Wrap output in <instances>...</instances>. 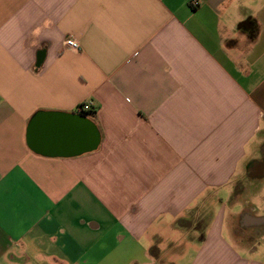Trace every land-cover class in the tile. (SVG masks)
<instances>
[{
  "label": "crops",
  "instance_id": "0c3cea01",
  "mask_svg": "<svg viewBox=\"0 0 264 264\" xmlns=\"http://www.w3.org/2000/svg\"><path fill=\"white\" fill-rule=\"evenodd\" d=\"M83 106L95 150L28 147ZM170 255L264 264V0H0V264Z\"/></svg>",
  "mask_w": 264,
  "mask_h": 264
},
{
  "label": "water",
  "instance_id": "95a60500",
  "mask_svg": "<svg viewBox=\"0 0 264 264\" xmlns=\"http://www.w3.org/2000/svg\"><path fill=\"white\" fill-rule=\"evenodd\" d=\"M240 26L250 28L248 20ZM27 144L47 157H72L95 150L100 143L97 125L80 112L37 111L27 125Z\"/></svg>",
  "mask_w": 264,
  "mask_h": 264
},
{
  "label": "built area",
  "instance_id": "2783aa9c",
  "mask_svg": "<svg viewBox=\"0 0 264 264\" xmlns=\"http://www.w3.org/2000/svg\"><path fill=\"white\" fill-rule=\"evenodd\" d=\"M190 4L193 7H196L198 5V0H190ZM64 45L67 48L73 49V50H78L80 48L79 42L75 38H72V37L65 38ZM83 108L87 109V106H83Z\"/></svg>",
  "mask_w": 264,
  "mask_h": 264
},
{
  "label": "rangeland",
  "instance_id": "374dc122",
  "mask_svg": "<svg viewBox=\"0 0 264 264\" xmlns=\"http://www.w3.org/2000/svg\"><path fill=\"white\" fill-rule=\"evenodd\" d=\"M257 155H258V157H262L263 152H259V154L257 153ZM165 261L167 263H174V264H184L185 263V259H183L179 255H170L167 258H165ZM167 263H165V264H167ZM161 264H164V262H162Z\"/></svg>",
  "mask_w": 264,
  "mask_h": 264
},
{
  "label": "trees",
  "instance_id": "16d2710c",
  "mask_svg": "<svg viewBox=\"0 0 264 264\" xmlns=\"http://www.w3.org/2000/svg\"><path fill=\"white\" fill-rule=\"evenodd\" d=\"M94 112H95V110H93V109L91 110L89 108H87V109L82 108L80 113L93 116Z\"/></svg>",
  "mask_w": 264,
  "mask_h": 264
},
{
  "label": "clouds",
  "instance_id": "9594fccd",
  "mask_svg": "<svg viewBox=\"0 0 264 264\" xmlns=\"http://www.w3.org/2000/svg\"><path fill=\"white\" fill-rule=\"evenodd\" d=\"M141 243H142V244H144V246H145V247H147V246H148V243H147V242H145L143 239L141 240ZM162 247H163V245H162Z\"/></svg>",
  "mask_w": 264,
  "mask_h": 264
}]
</instances>
